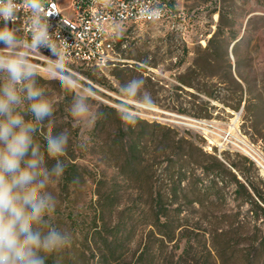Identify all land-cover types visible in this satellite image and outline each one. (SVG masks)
Here are the masks:
<instances>
[{"label":"rangeland","instance_id":"374dc122","mask_svg":"<svg viewBox=\"0 0 264 264\" xmlns=\"http://www.w3.org/2000/svg\"><path fill=\"white\" fill-rule=\"evenodd\" d=\"M57 1L63 12L70 14V0ZM165 1L173 14L169 21L122 25L116 28L115 34L118 62L145 66L143 78L148 76L155 83L152 89L143 86L141 89L142 95H150L153 103L126 96L122 86L139 77L133 74L132 78L122 76L121 80L114 75L113 65L104 69L89 68L81 71L80 75L64 76L36 67L40 77L36 78L37 83L54 106V115L37 125L42 129L40 133L66 131L77 154L87 156V159L80 157L78 162L87 164L93 171V174L86 175L80 166L85 177L69 185L61 180L50 189L58 200L50 223L69 231L73 242L64 252L47 257L46 264H133L145 243L147 227L134 206L135 193L127 191L122 197H99L96 193L94 173L98 176L102 172L109 177L114 175L113 168L103 164L99 154L86 149V142L89 146L92 143L89 135L94 126L91 121H95L100 104L121 111H127L122 109L121 102L133 105L135 111L132 116L165 123L197 141L203 139V146L210 151L215 148L218 152L247 155L242 143L244 140L261 154L263 160L260 161H264V139L261 137L264 135V0ZM2 23L0 21V25ZM209 40L208 53L213 56V61L204 65V48ZM4 48L0 44V50ZM195 61L202 64L204 71L189 75ZM31 62L36 64L34 59ZM228 62L234 76L239 73L242 78H238L243 87L241 108L245 102L250 103L248 112L224 107L216 100H212L213 109L199 104L208 100L207 91L223 98L237 89L229 78ZM187 72L182 78L193 76V82L199 89L181 86L179 77ZM211 74L218 77L209 76ZM219 77L224 83L219 82ZM4 80L6 74L0 73V81ZM67 85L78 97L88 98L90 121L79 125L74 123L70 111L74 96L65 90ZM174 103L189 113L211 114L210 118L172 111L169 107ZM259 131L261 135L257 133ZM82 142L86 145L83 148L80 146ZM259 168L264 176V171ZM96 174L94 176L97 177ZM173 249L168 244L160 250L155 243L152 264H176L181 249ZM195 253L196 260L182 264H221L208 240L195 246Z\"/></svg>","mask_w":264,"mask_h":264},{"label":"trees","instance_id":"16d2710c","mask_svg":"<svg viewBox=\"0 0 264 264\" xmlns=\"http://www.w3.org/2000/svg\"><path fill=\"white\" fill-rule=\"evenodd\" d=\"M210 42L204 48V65L213 61L208 53ZM227 65L229 78L237 89L223 98L207 91L208 100L199 102L200 105L206 104L213 109L212 100H216L224 107L241 108L244 99L239 79L242 78L239 73L234 76L230 62ZM114 67V75L119 79L137 74L145 81L143 87L152 89L155 85L150 77L143 78L145 66L117 62ZM200 70L204 71V67L195 61L188 72L191 75ZM188 72L179 77L181 86L199 89L193 76L182 78ZM209 76L218 77L217 74ZM36 78L40 79L38 75ZM65 90L78 97L70 85ZM169 109L198 118L211 115L189 113L176 103ZM242 109L248 112L250 103L245 102ZM95 115L89 135L92 143L89 146L86 142V149L99 154L100 161L114 170L111 177L105 172L99 176L94 173L97 175H93L96 193L99 197H122L127 191L134 192V206L147 227L145 243L133 264H152L155 243L160 250L168 244L173 250L181 249L176 264L196 260L195 246L207 240L221 264H264V176L254 160L239 152L207 150L203 139L197 141L159 121L134 116L135 123H125L118 110L107 105L100 104ZM257 133L261 135L260 131ZM45 134L40 131L36 134L42 150ZM261 137L264 139V135ZM76 151L70 143L62 157L67 164L62 178L66 185L93 174L87 164L78 162L80 157L87 159V156H80ZM53 163L49 160V167Z\"/></svg>","mask_w":264,"mask_h":264},{"label":"clouds","instance_id":"9594fccd","mask_svg":"<svg viewBox=\"0 0 264 264\" xmlns=\"http://www.w3.org/2000/svg\"><path fill=\"white\" fill-rule=\"evenodd\" d=\"M29 10L32 20L30 49L47 48L56 57L53 63L64 74L63 58L59 51L65 45L59 33L52 41L50 17L57 14L43 7L42 0H19ZM18 0H0V264H46L47 257L62 253L72 242V234L50 223L58 200L50 190L62 180L67 164L69 134L47 132L41 149L36 134L37 125L54 115V106L44 89L37 83L36 65L23 50L17 29L10 27L18 19ZM43 17V21H42ZM159 19V11L154 16ZM67 24V21L63 22ZM43 55V53H40ZM61 83H63L61 81ZM145 81L133 79L122 86L126 96L153 103L151 96H143ZM120 119L135 123V106L121 102ZM71 116L77 125L90 121L87 97H75ZM94 126L95 121H91ZM85 147V143L80 145ZM55 163L49 167L48 161Z\"/></svg>","mask_w":264,"mask_h":264},{"label":"built area","instance_id":"2783aa9c","mask_svg":"<svg viewBox=\"0 0 264 264\" xmlns=\"http://www.w3.org/2000/svg\"><path fill=\"white\" fill-rule=\"evenodd\" d=\"M43 7L57 14L50 19L52 41L57 42L59 33L64 47L59 51L63 58L64 74L57 71L56 57L44 47L29 48L32 24L27 7L18 0V19L12 28L17 29L23 50L36 62L39 70H56V75H80L89 68L104 69L119 61L116 49V28L122 25L164 22L173 18L165 0H70V14H65L57 0H42ZM159 19H155L156 11ZM43 21V17H42ZM67 21V24L63 22ZM40 53H43L41 55Z\"/></svg>","mask_w":264,"mask_h":264},{"label":"bare ground","instance_id":"6f19581e","mask_svg":"<svg viewBox=\"0 0 264 264\" xmlns=\"http://www.w3.org/2000/svg\"><path fill=\"white\" fill-rule=\"evenodd\" d=\"M46 72H53L56 73V70H47ZM81 88V87H80ZM239 141V140H238ZM243 146L245 147V150L249 153H251L252 155H254V157H256V159L264 166L263 162L264 161H260L261 159L263 160L262 156L260 153L256 152V150L254 148H252V146H250L247 142H245L244 140H242Z\"/></svg>","mask_w":264,"mask_h":264},{"label":"water","instance_id":"95a60500","mask_svg":"<svg viewBox=\"0 0 264 264\" xmlns=\"http://www.w3.org/2000/svg\"><path fill=\"white\" fill-rule=\"evenodd\" d=\"M242 108H243V106H242ZM242 108H241V110H242ZM247 153V155L252 159V160H254L261 168H262V170L264 171V166L252 155V154H250L249 152H246Z\"/></svg>","mask_w":264,"mask_h":264}]
</instances>
